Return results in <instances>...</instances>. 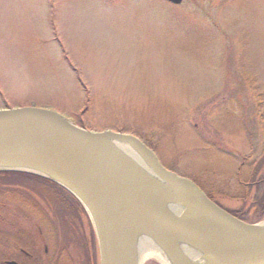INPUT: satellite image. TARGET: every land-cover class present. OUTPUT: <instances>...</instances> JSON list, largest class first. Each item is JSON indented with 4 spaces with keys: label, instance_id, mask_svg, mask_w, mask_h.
Instances as JSON below:
<instances>
[{
    "label": "rangeland",
    "instance_id": "1",
    "mask_svg": "<svg viewBox=\"0 0 264 264\" xmlns=\"http://www.w3.org/2000/svg\"><path fill=\"white\" fill-rule=\"evenodd\" d=\"M30 106L134 135L226 211H247L264 193L243 185L264 157V0H0V110ZM32 189L0 191L4 242L100 264L84 207Z\"/></svg>",
    "mask_w": 264,
    "mask_h": 264
},
{
    "label": "water",
    "instance_id": "2",
    "mask_svg": "<svg viewBox=\"0 0 264 264\" xmlns=\"http://www.w3.org/2000/svg\"><path fill=\"white\" fill-rule=\"evenodd\" d=\"M121 144L137 151L159 182L126 157ZM0 171L40 176L72 194L93 223L100 264H139L142 233L174 264L187 262L167 240L170 235L193 246L205 264H264V222L230 214L194 182L166 169L134 135L96 133L47 108L2 109ZM170 204L181 213L171 212Z\"/></svg>",
    "mask_w": 264,
    "mask_h": 264
},
{
    "label": "trees",
    "instance_id": "3",
    "mask_svg": "<svg viewBox=\"0 0 264 264\" xmlns=\"http://www.w3.org/2000/svg\"><path fill=\"white\" fill-rule=\"evenodd\" d=\"M264 165V157L260 158L258 162H255L254 165L251 167V178L247 183H243L246 186L247 192L245 197L249 196L250 191L253 188H257L258 190L264 186V174H260L262 166ZM30 183H33L34 186H40L44 188V191L47 195L52 196L55 201L61 205H63L66 209H74L76 206L81 205L80 202L71 195L67 190L62 188L61 186L57 185L56 183L27 173H20V172H0V191L2 192L3 187H21L32 189ZM28 184V185H27ZM24 192V191H19ZM35 193V191H34ZM23 198H32L30 195L27 194H20ZM19 195V196H20ZM208 198L212 201L216 202L214 198L209 194L206 193ZM217 203V202H216ZM219 204V203H217ZM221 206V205H220ZM231 212V211H230ZM230 214L237 217L238 219L247 222H259L264 220V193L261 196H255L254 201L249 205L247 211L243 209H238L232 211Z\"/></svg>",
    "mask_w": 264,
    "mask_h": 264
},
{
    "label": "bare ground",
    "instance_id": "4",
    "mask_svg": "<svg viewBox=\"0 0 264 264\" xmlns=\"http://www.w3.org/2000/svg\"><path fill=\"white\" fill-rule=\"evenodd\" d=\"M118 149L126 157L134 160L139 165H141V167L144 168L154 180L159 182V179L156 174L148 167V165H146V163L137 151L130 149L128 146L122 144L118 145ZM168 208L171 212L176 214H180L182 211V208L175 204L168 205ZM166 238L171 243V245L174 246L184 256L187 264L206 263L204 258L201 256V253H199L193 246H191L185 240L171 235L166 236ZM136 252L138 255L139 264H143V261H145L147 258L152 257L157 259L161 264H174L172 259L145 233H142L138 236Z\"/></svg>",
    "mask_w": 264,
    "mask_h": 264
},
{
    "label": "flooded vegetation",
    "instance_id": "5",
    "mask_svg": "<svg viewBox=\"0 0 264 264\" xmlns=\"http://www.w3.org/2000/svg\"><path fill=\"white\" fill-rule=\"evenodd\" d=\"M2 211L3 209L0 212ZM61 257L63 258V254ZM50 258L52 253L48 244H44L43 249H37L36 244L25 245L20 234L8 235L7 243L4 242L3 235L0 237V264H51Z\"/></svg>",
    "mask_w": 264,
    "mask_h": 264
}]
</instances>
